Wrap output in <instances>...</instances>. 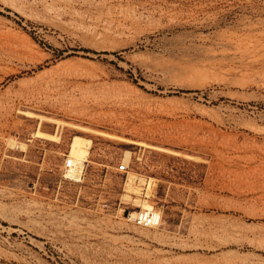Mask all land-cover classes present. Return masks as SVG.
Returning <instances> with one entry per match:
<instances>
[{
	"label": "rangeland",
	"instance_id": "obj_1",
	"mask_svg": "<svg viewBox=\"0 0 264 264\" xmlns=\"http://www.w3.org/2000/svg\"><path fill=\"white\" fill-rule=\"evenodd\" d=\"M0 264H264V0H0Z\"/></svg>",
	"mask_w": 264,
	"mask_h": 264
},
{
	"label": "bare ground",
	"instance_id": "obj_2",
	"mask_svg": "<svg viewBox=\"0 0 264 264\" xmlns=\"http://www.w3.org/2000/svg\"><path fill=\"white\" fill-rule=\"evenodd\" d=\"M36 134H41V133L37 131ZM72 141L73 142H72L71 148L64 162V175L67 178L77 181V180H80V177H81L82 164L86 158V155L88 154V148L90 145V141L86 138H82L78 136L74 137ZM127 158H128V153L125 154V157L122 160V162L126 163ZM151 183L152 182L150 180H144L143 178L129 177L126 183V189H128V191L130 190L133 192L140 193V189H141L140 185H143V189H144L143 192H144V195L146 196L147 193H149ZM124 198L128 199V195H124ZM135 202H137L143 210H151L150 205H148L146 202L144 201L141 202L138 200H135ZM152 213L156 219L155 223L157 224L159 222V214H158L159 212L152 211ZM132 215H134V213H130L128 215V218L131 217Z\"/></svg>",
	"mask_w": 264,
	"mask_h": 264
},
{
	"label": "built area",
	"instance_id": "obj_3",
	"mask_svg": "<svg viewBox=\"0 0 264 264\" xmlns=\"http://www.w3.org/2000/svg\"><path fill=\"white\" fill-rule=\"evenodd\" d=\"M118 169L120 171H124L125 170V165L123 164H119ZM153 210H139L137 212H135V215L133 216V221L138 224V225H142V226H149V225H154L156 224L155 221V217L152 213Z\"/></svg>",
	"mask_w": 264,
	"mask_h": 264
}]
</instances>
